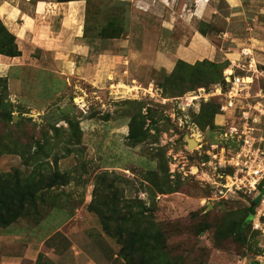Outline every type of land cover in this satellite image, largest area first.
<instances>
[{
	"label": "rangeland",
	"instance_id": "obj_1",
	"mask_svg": "<svg viewBox=\"0 0 264 264\" xmlns=\"http://www.w3.org/2000/svg\"><path fill=\"white\" fill-rule=\"evenodd\" d=\"M79 1L38 18L34 40L21 28L36 0H0L17 12V28L0 16V180L25 203L13 222L71 202L113 264H264V182L235 174L220 109L227 68L264 86V18L226 0ZM64 180L65 198L39 188Z\"/></svg>",
	"mask_w": 264,
	"mask_h": 264
},
{
	"label": "crops",
	"instance_id": "obj_2",
	"mask_svg": "<svg viewBox=\"0 0 264 264\" xmlns=\"http://www.w3.org/2000/svg\"><path fill=\"white\" fill-rule=\"evenodd\" d=\"M204 0H197L203 2ZM229 6L237 10H249L256 19L264 18V0H226ZM79 0L51 1L36 0L32 5L31 15L23 13L22 28L26 38L37 40L44 31V24L37 26V19L47 14L49 18L54 15H63L62 19L73 16L70 8L80 6ZM14 6L7 15L0 13L5 25L9 28H17L15 16L17 14ZM4 8V7H3ZM15 8V7H14ZM18 10V9H17ZM8 12V10H6ZM258 15H260L258 17ZM258 21V20H257ZM193 53L189 55L191 58ZM73 185L69 182L61 185L59 190L63 191V198L72 193ZM96 225L93 223V215L85 210V206H77L71 202L57 204L35 224H29L24 219H18L5 226H0V248H5L0 252V264H38L40 257L50 264H113L99 257L98 247L91 243L95 237L92 230ZM63 236L62 241L57 236ZM96 242V237L95 240ZM59 242H63L62 248ZM96 250L95 252L89 247Z\"/></svg>",
	"mask_w": 264,
	"mask_h": 264
},
{
	"label": "built area",
	"instance_id": "obj_3",
	"mask_svg": "<svg viewBox=\"0 0 264 264\" xmlns=\"http://www.w3.org/2000/svg\"><path fill=\"white\" fill-rule=\"evenodd\" d=\"M243 53L247 54L246 49ZM248 66L249 72L257 71L256 63L250 62ZM248 75L251 77L249 82L243 81V75L238 76L233 70L225 72L223 79L229 87L225 91V104L220 109L223 113L231 110L225 135L235 139L237 148L230 164L235 168V174L256 189L264 179V86L253 88V76Z\"/></svg>",
	"mask_w": 264,
	"mask_h": 264
},
{
	"label": "trees",
	"instance_id": "obj_4",
	"mask_svg": "<svg viewBox=\"0 0 264 264\" xmlns=\"http://www.w3.org/2000/svg\"><path fill=\"white\" fill-rule=\"evenodd\" d=\"M57 1H67V0H57ZM17 171L18 170H15L14 172ZM263 182L264 180L261 181V184ZM64 183L65 180L59 182H51L50 184L39 188H48L56 184L63 185ZM25 189L27 188L25 187ZM22 197L23 196L21 195L17 198H14L13 189L9 186V184L5 180L3 179L0 180V226H5L13 222V220L19 216L25 204L22 200ZM149 239H151V237H149ZM41 260L42 258L40 257V259H38V264H40ZM43 263H48V262L43 260ZM139 264H151V262L150 260H146V261L142 260L139 262Z\"/></svg>",
	"mask_w": 264,
	"mask_h": 264
},
{
	"label": "bare ground",
	"instance_id": "obj_5",
	"mask_svg": "<svg viewBox=\"0 0 264 264\" xmlns=\"http://www.w3.org/2000/svg\"><path fill=\"white\" fill-rule=\"evenodd\" d=\"M14 26H17L15 23H14ZM250 62H252V63H255V60L253 59V58H251V61ZM227 68V67H226ZM225 72V71H224ZM226 72H231V70L230 69H228L227 68V70H226ZM243 81H247V82H249V81H251V77L247 74V75H243ZM131 89V88H130ZM129 91V90H128ZM152 93V92H151ZM75 100H77V98H75ZM225 116H226V121L230 118V116H231V110H228L226 113H225ZM200 133L199 132H196V133H194L192 136H191V142H190V145L193 143V144H195V148H197L198 147V143L200 142ZM251 183V185L253 184V182L251 181L250 182ZM263 204H264V201H263Z\"/></svg>",
	"mask_w": 264,
	"mask_h": 264
},
{
	"label": "water",
	"instance_id": "obj_6",
	"mask_svg": "<svg viewBox=\"0 0 264 264\" xmlns=\"http://www.w3.org/2000/svg\"><path fill=\"white\" fill-rule=\"evenodd\" d=\"M191 139H188V145H190Z\"/></svg>",
	"mask_w": 264,
	"mask_h": 264
}]
</instances>
